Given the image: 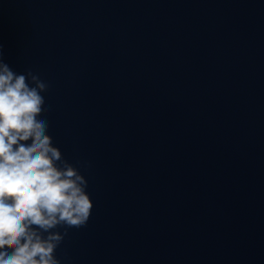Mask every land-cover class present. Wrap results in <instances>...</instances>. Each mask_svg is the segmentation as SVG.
Wrapping results in <instances>:
<instances>
[{"label":"water","instance_id":"obj_1","mask_svg":"<svg viewBox=\"0 0 264 264\" xmlns=\"http://www.w3.org/2000/svg\"><path fill=\"white\" fill-rule=\"evenodd\" d=\"M0 49L88 181L60 264H264V0H0Z\"/></svg>","mask_w":264,"mask_h":264},{"label":"clouds","instance_id":"obj_2","mask_svg":"<svg viewBox=\"0 0 264 264\" xmlns=\"http://www.w3.org/2000/svg\"><path fill=\"white\" fill-rule=\"evenodd\" d=\"M47 89L39 75L13 71L0 49V264H60L67 230L84 227L94 207L41 118Z\"/></svg>","mask_w":264,"mask_h":264}]
</instances>
